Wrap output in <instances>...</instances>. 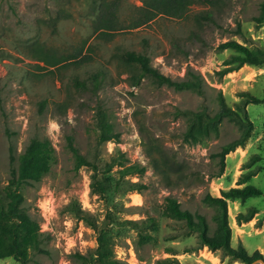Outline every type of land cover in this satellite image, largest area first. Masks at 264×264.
<instances>
[{
    "label": "rangeland",
    "instance_id": "374dc122",
    "mask_svg": "<svg viewBox=\"0 0 264 264\" xmlns=\"http://www.w3.org/2000/svg\"><path fill=\"white\" fill-rule=\"evenodd\" d=\"M144 1L0 0V192L31 138L48 139L54 149L50 173L22 189L28 212L47 235L44 252L33 253L27 264H80L77 253L96 249V231L76 216L74 207H81L99 226L109 221L106 200L91 191V169L75 168L69 136L83 155L97 151L101 166L124 154L128 163L146 167L143 176L126 178L144 185L141 192L111 199L110 205L119 210L113 214L118 259L127 264H243L220 249L202 246L197 233L164 211L166 198H175L183 210L205 216L212 234L216 209L204 203L207 193L221 197L222 190L247 184L264 190V102L247 106L252 136L226 156L219 177L217 154L240 136V129L224 121L218 136L185 142L189 121L178 114L206 108L213 116L220 92L235 110L250 96L264 99V22L255 20L262 0H193L183 18L159 15L138 26ZM228 41L245 46L251 56L220 50ZM128 51L147 53L152 66L173 80H183L190 69L200 73L206 95L158 87L149 78L132 87L122 61ZM242 59L249 61L223 77L217 73L237 68ZM99 72L104 80L96 91L91 77ZM77 80L85 86L78 87ZM99 106L121 137L96 148ZM153 159L162 167L165 159H172L180 165L179 172L171 170L172 180H167ZM250 170L257 175L238 186L241 175ZM253 206L258 210L254 218L239 224L237 215ZM149 217L157 227L141 230L154 237L142 246L138 231L128 224L119 226ZM228 217L232 247L242 243L250 254L258 250L264 257V197L228 201ZM0 264L21 263L8 258Z\"/></svg>",
    "mask_w": 264,
    "mask_h": 264
},
{
    "label": "trees",
    "instance_id": "16d2710c",
    "mask_svg": "<svg viewBox=\"0 0 264 264\" xmlns=\"http://www.w3.org/2000/svg\"><path fill=\"white\" fill-rule=\"evenodd\" d=\"M193 0H146L144 1V13L142 19L136 25L146 24L159 15H167L173 18H183ZM209 17V16H208ZM257 22H264V0L260 3L259 16L255 18ZM220 50H234L246 57L251 56L248 48L237 41H228L219 46ZM241 55L236 57L241 58ZM122 61L129 68V82L132 87H137L145 78H149L158 86H167L176 91H191L200 96L206 95L204 88V78L194 70H188L186 78L183 80H173L162 74L151 64V58L147 53L128 51L122 55ZM237 68L226 67L217 73L224 76L227 73L240 68L249 59L240 60ZM229 61L225 65H229ZM104 80L103 72L94 74L91 77V84L94 90H98ZM78 87H84L81 81H76ZM264 102L254 96H250L238 105L237 110L231 108L220 92L218 96V111L212 116L206 108L201 111H178L180 116L187 118L188 126L184 134L185 142L199 141L209 138L211 135L218 136L220 126L224 121L234 123L240 129V136L223 145L221 151L217 154L220 158V169L215 177L221 176L226 168V156L234 152L239 147H244L251 138L254 130L253 122L247 114V106L250 104L258 105ZM46 107V103L41 104V109ZM96 148L104 143L120 141V133L116 131L115 125L110 121L108 112L99 106L96 112ZM68 146L75 157V168L88 167L92 171L90 188L93 194L106 200L108 205L107 221L103 225H98L93 217L86 213L81 207H74L73 211L78 218L84 220L97 233L96 249L83 255L76 254L80 264H127L117 258L115 254L114 241V212H119L116 206L110 205L113 197H119L131 191H142L144 185L139 182L126 180L128 176H143L146 173V167L140 164L128 163L124 154L119 157H113L102 166L99 163V155L94 151L93 155L87 157L83 155L80 149L74 144L71 136L68 137ZM54 149L48 139L39 137L31 138L26 148L17 158V167L12 171L9 183L0 192V260L13 258L21 264H27L33 253L44 252L43 245L47 235L41 231L40 223L33 218L25 206V197L22 192L23 187L39 183L51 171V160ZM153 164L160 174L167 180L170 178V171H178L179 166L172 159H165L162 165L158 160L153 159ZM116 167H121L114 173ZM117 174V176H114ZM257 175L255 171H248L241 175L238 186L246 184L252 176ZM179 179V178H178ZM177 179V180H178ZM264 197V190L254 186L245 185L244 187L230 188L222 190L221 197H214L207 193L203 199L204 203L216 209L214 217L216 228L210 233V226L205 216L193 214L188 210H183L178 200L172 197L166 198V209L164 216L174 218L185 222L186 226L198 234L199 242L202 246H207L212 250H222L225 256H229L235 261L243 264H251L257 260L264 259L263 255L257 250L250 254L242 243L237 248L232 247V229L229 225L228 201L245 202L251 198ZM258 212L256 207H250L247 213L237 215V222H249ZM128 224L139 232L138 244H143L153 240L150 234H143L142 229L149 228L155 230L157 227L153 217L139 223L137 221H127L120 223L119 226ZM167 261H159L158 264H164Z\"/></svg>",
    "mask_w": 264,
    "mask_h": 264
},
{
    "label": "water",
    "instance_id": "95a60500",
    "mask_svg": "<svg viewBox=\"0 0 264 264\" xmlns=\"http://www.w3.org/2000/svg\"><path fill=\"white\" fill-rule=\"evenodd\" d=\"M258 263H260V264H264V259L257 260V261H255V262H253V263H251V264H258Z\"/></svg>",
    "mask_w": 264,
    "mask_h": 264
}]
</instances>
